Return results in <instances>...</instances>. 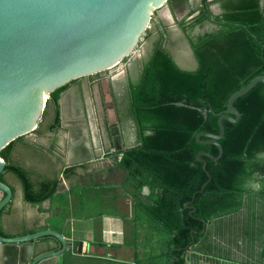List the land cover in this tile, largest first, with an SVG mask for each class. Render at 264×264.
<instances>
[{
    "label": "trees",
    "instance_id": "16d2710c",
    "mask_svg": "<svg viewBox=\"0 0 264 264\" xmlns=\"http://www.w3.org/2000/svg\"><path fill=\"white\" fill-rule=\"evenodd\" d=\"M167 4L172 11L189 10L179 26L195 64L193 69L179 67L163 47V33H157L146 57L135 64L136 78L129 79L125 88L123 118L135 129L136 145L124 151L119 166L129 176L137 208L168 239L169 249H183L192 230L198 234L190 248L200 249L203 240L210 239L213 225L212 231H218L229 225L224 219L248 217L244 215L249 205L264 204V85L258 83L234 102L239 121L223 123L224 137L218 141L222 157L217 162L202 157L210 180L192 202L196 211L190 216L184 208L208 180L197 154L218 156L214 145L197 143V135H218L217 114L226 109L228 98L256 76H264V0H199L195 6L189 0H168ZM214 4L220 10L215 15ZM205 23L214 29L191 36L194 28ZM151 35V30L146 31L144 40ZM69 85L51 93L40 129L52 132L59 127L58 101ZM17 145L28 146L21 137L0 151L6 162L0 181L5 183V173L12 174L22 187L24 201L40 204L53 196L58 183L13 160ZM144 187L149 190L148 204L139 196ZM202 221L208 228L207 234L200 235ZM258 245V259L264 261V237ZM184 253H174L179 258L175 264H186Z\"/></svg>",
    "mask_w": 264,
    "mask_h": 264
},
{
    "label": "water",
    "instance_id": "95a60500",
    "mask_svg": "<svg viewBox=\"0 0 264 264\" xmlns=\"http://www.w3.org/2000/svg\"><path fill=\"white\" fill-rule=\"evenodd\" d=\"M167 3L168 0H0V151L38 130L55 90L134 59L155 11ZM258 83L264 85V76H256L228 98L226 109L217 114L218 135H197V143L214 145L218 156L200 152L195 158L202 164L208 180L184 205L190 216L196 211L191 206L196 194L203 192L210 180L202 157L214 162L222 157L218 141L224 137L223 123L239 121L240 113L234 102ZM115 141L118 145L119 139ZM5 167L6 162L0 157V175ZM0 193L1 217L11 201L12 191L0 181ZM202 224L200 235L207 234L208 225L205 221ZM190 234V242L177 251H186L194 245V235L198 233L192 230ZM46 238L57 240L60 249L50 251ZM1 247L13 250L14 264H48L69 248L61 235L45 229L8 238L0 234ZM173 258L178 261L176 256Z\"/></svg>",
    "mask_w": 264,
    "mask_h": 264
},
{
    "label": "crops",
    "instance_id": "0c3cea01",
    "mask_svg": "<svg viewBox=\"0 0 264 264\" xmlns=\"http://www.w3.org/2000/svg\"><path fill=\"white\" fill-rule=\"evenodd\" d=\"M198 3L199 0H189L191 6ZM217 10L219 13V6L213 9L214 12ZM188 11L187 8L182 10L177 8L172 11L167 5V9L160 11L155 17L161 21L169 19L180 22ZM68 90L69 88L64 93ZM84 97L88 110L85 113L82 111L81 123L85 121L86 114L89 126L85 122L82 128L85 132L91 129L92 132L97 133L101 119L99 106H96L99 92L94 90L92 84H87L84 88ZM104 122L105 118L101 119V123L106 128ZM62 129L66 131L65 128ZM65 136L66 134L59 131L57 135L34 132L24 137L25 142L29 140L33 142L37 149L56 163L57 174L51 181H57L58 184L53 196L40 204L24 201L23 190L19 187L16 204L21 210L27 211V214L33 217V221L19 229H8L5 221H2L5 216L1 217L0 234L8 238L33 234L43 229L58 233L66 240L69 248L64 254L51 258L48 264L177 263L179 258L174 253L180 251L170 250L165 243L168 239L155 231L147 217L137 208L135 191L129 182V176L119 166L122 155L109 151L110 144L106 141L94 138L87 145H94L97 151L102 152L97 156H90L84 160L61 156L59 152L61 145L58 140H64ZM39 138H43L41 144L38 143ZM14 192L13 189L12 193ZM148 195L147 187H144L139 194L140 199L146 204L149 201ZM6 211L7 209L2 213H7ZM46 240L50 243V251L60 249L59 242L54 238H46ZM190 247L186 251L183 250L186 264L196 262L208 264V258L203 250L200 251L202 258L199 255L193 258L194 250L198 249L192 250L193 248ZM258 247L259 245H256L253 252H245L247 259L242 254L236 264H264V261L258 259ZM4 253L1 247L0 260ZM173 255L178 261L174 260ZM229 262L235 263L232 260Z\"/></svg>",
    "mask_w": 264,
    "mask_h": 264
},
{
    "label": "flooded vegetation",
    "instance_id": "af4514ba",
    "mask_svg": "<svg viewBox=\"0 0 264 264\" xmlns=\"http://www.w3.org/2000/svg\"><path fill=\"white\" fill-rule=\"evenodd\" d=\"M218 5V4H217ZM219 6V5H218ZM212 13L218 14V10ZM197 14V13H196ZM196 14L187 17L185 20H191ZM212 25L209 23H205L203 26L196 27L191 31V36H196L199 33H203L208 31V29H212ZM152 35L148 40H144L141 42L143 44L144 53H140L139 56H136L134 59H130V61L124 65V78L120 81L115 80L114 83H110V96H111V106L116 115V121L113 124L105 123V127H100L98 129V134L92 132L89 129L88 132H85L82 127H84V123L89 126V120L85 114V121L81 123L82 119V111L85 113L88 110L87 101L84 97V88L87 87V81L84 79H80L75 81L74 83H69V90L66 93H62L59 98V105L61 107L60 111V125L59 127L52 132H46L44 129L38 128V130L42 133L46 134H54L57 135L59 131L66 134L64 140H58L59 145H61V149L59 150L61 156L65 157H73L74 159L84 160L89 158L90 156H97L98 153H102L96 150L94 145H87L88 142H92L94 138H100L101 141H106V143L110 144L109 151L113 153H117L123 155L124 151L130 149L136 145V135L135 129L130 121L123 118L124 112V104L122 102L123 96L125 95V88L127 86V82L129 79H135L138 73V69L135 66L136 63H140L142 58H145L147 53L151 48V44H154L155 38L157 37V33H163L162 36L165 40H163L162 44L166 50L174 58L176 64L183 69H193L195 61L193 59V53L190 49V45L188 44L185 34L182 32L179 22H175V29H171L168 25L161 21L160 19L154 17L152 20L151 27ZM100 80L99 78H94L92 82ZM96 84V83H93ZM115 94V96L113 95ZM97 105V103H96ZM98 106V105H97ZM64 110V111H63ZM117 117L121 118V122L118 125ZM62 128H65L64 131ZM37 133V130L35 131ZM116 138L119 139L120 149H117L118 145L116 144ZM40 141L38 143L41 144L43 138H39ZM27 147H21V145H17L12 154L13 160L19 162L21 165L28 169H33L38 177L47 178L49 180L55 179V175L57 174V165L54 163L50 157L45 156L44 153L37 149L35 145L31 143L29 140L26 141ZM61 143V144H60ZM43 146V145H42ZM5 183L11 188L14 189V194L12 193V198L10 203L5 207L4 210L7 209V213H1V217L5 221V225L8 229H19L27 226L32 223L33 217L27 214V211L21 210L16 202L18 197V188L21 187L19 181L9 173L4 174ZM22 188V187H21ZM12 191V190H11ZM1 195V193H0ZM17 206V207H16ZM3 212V211H2ZM0 217V219H1ZM23 236V235H22ZM16 237V236H14ZM3 258L0 260V264H14L15 256L13 254V250L3 249Z\"/></svg>",
    "mask_w": 264,
    "mask_h": 264
},
{
    "label": "rangeland",
    "instance_id": "374dc122",
    "mask_svg": "<svg viewBox=\"0 0 264 264\" xmlns=\"http://www.w3.org/2000/svg\"><path fill=\"white\" fill-rule=\"evenodd\" d=\"M162 9L166 10L167 6ZM162 9L155 11L152 20L157 13L163 11ZM213 9L214 7L211 6V10ZM152 20L149 30L152 29ZM163 21L166 25L171 27V29H175L174 27L176 21H171L169 19ZM213 29L214 27H212V29L209 28L208 31H211ZM142 42H144V37L142 38ZM140 53H144L143 44L141 43L139 48L137 49L135 56H139ZM129 61L130 59H127L119 67L111 71L84 79V81L86 80L87 83H92V87L94 88V90H98L99 97L96 98V103L99 106L100 117L102 120H104L105 118V122H107L108 124H113L116 121V115L111 106V88L109 82L114 83L115 80L120 81L122 78H124V65ZM94 78H99L100 80L92 82ZM101 119L99 121V126L102 128L104 127V125L101 123ZM251 199L253 201L256 200V198ZM246 210L247 213L244 216L248 215V217L243 216L244 218H242L238 215L236 217H233L232 219H224L223 222H226V224L229 225H227V227L221 228L218 231L215 229V231H212L215 225L212 226V229L210 228V232L213 236L209 234L210 239H204L203 241H205V243L202 247H200V249L204 251L203 253H205L208 258V264H231L229 260L235 261L234 264H236V261L241 259L242 254H244L243 256L247 259L248 256L245 255V252H253L255 246L258 245L261 238L264 237V204H260L259 202L255 201V203L251 206L249 205ZM194 249L195 248H193L192 250ZM200 249L194 250L195 252L193 253V258H196L198 255L200 256ZM216 256H218L217 259ZM194 264L201 263L196 262Z\"/></svg>",
    "mask_w": 264,
    "mask_h": 264
}]
</instances>
